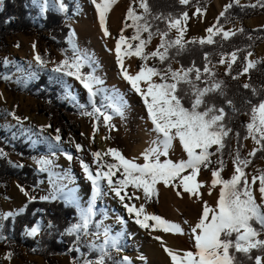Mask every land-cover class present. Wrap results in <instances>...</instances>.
I'll return each instance as SVG.
<instances>
[{
    "label": "snow or ice",
    "instance_id": "1",
    "mask_svg": "<svg viewBox=\"0 0 264 264\" xmlns=\"http://www.w3.org/2000/svg\"><path fill=\"white\" fill-rule=\"evenodd\" d=\"M4 0H0L3 4ZM33 6L39 9L41 15L49 12L50 9L64 13L69 12V6L65 0H32ZM99 18V25L104 37H110L107 21L109 13L117 0H90ZM178 3L187 6L190 0H178ZM264 8V0H257V4L241 5L240 0H234L224 7L219 14L221 19H227V14L233 6ZM138 12L134 7L127 10V19L124 21V28L119 34L115 43L116 62L120 69L122 79L130 85V90L142 100L146 109L148 120L151 122V132L154 137L149 141V147L142 153L144 163L136 162V158L127 159L117 149H108L106 152L95 151L91 153L92 164L79 159L84 178L90 182L91 199L81 201L72 189L67 185H60L52 180L53 176L71 180L69 172L60 174L52 171L54 160L42 157L36 160L40 172L49 174V183L52 185L47 195L37 198L27 191L23 186H17L19 191L27 198L28 203L41 201L63 200L73 206L77 213V221L65 229V233L73 236L78 243H83L91 251L98 253L97 259H83L73 261L72 264H132L128 256L116 259L112 252L120 253L124 248V234L117 232L112 234V229L101 220L96 222V217L104 215L99 212L98 202L111 198L115 200L126 212L128 219L123 216L118 217L121 225H126L129 220L138 225L141 229L152 232L162 231L173 235L187 236L191 243L189 250H177L167 245V242L159 235L153 238L158 240L163 251L170 257V264H244L245 261L251 264H264V171L259 176L252 175L251 182L245 173V168L251 163L248 159H241L240 152L235 153L234 171L230 178L224 179L221 173L224 171L223 150L226 146V138L233 133V128L226 122L227 113L223 107H217L210 97L214 95L226 96L224 91V81L216 79L217 73L213 71L209 53L204 55L203 70L197 67L195 62L191 66L185 67L181 64L179 68H173L178 57L188 51V45L199 44L211 45L215 43L214 37L221 36L223 40H229L236 32L224 31L216 25L206 29L207 38L193 39L185 42L184 36L187 30L186 24L189 20L187 11L181 15L164 13L154 14L149 0H139ZM196 12L201 13V8L197 7ZM131 21V23H128ZM165 25L163 29L159 24ZM132 28L134 30L131 38L124 35V30ZM175 30L178 34L172 38L171 32ZM244 30L241 28L240 32ZM147 37L144 38V34ZM159 37V44L155 51L146 52V48L152 40ZM251 39V37H249ZM69 49H65V58L56 63L55 67L48 68L52 63L45 60L38 53L34 56L36 66L39 71L46 72L50 81L64 86L66 95L76 102V96L71 94V85L66 78H72L79 82L86 90L88 106L77 105L83 110V114L100 123L103 117L104 126L113 127L111 121L114 116L124 118L129 107L125 96L118 90L106 88L105 81L96 74L97 61L94 57L83 52L78 44L70 39ZM19 45H17L18 47ZM35 45L33 48L35 49ZM70 51L71 55H67ZM109 51H112L111 49ZM252 53L248 52L247 56ZM125 57H137L142 62L139 71L130 74L125 67ZM158 61L163 67H157L155 63L149 65L148 61ZM237 52L233 51L230 57L221 54L220 64L227 62L226 75H232L233 65L237 63ZM7 67L11 61L4 58L0 61ZM258 62L249 60L243 65L238 75H232V79H239V76L247 74L256 67ZM88 68V72L82 71ZM39 75V72H30L28 79ZM4 80H9L8 75H3ZM243 88L249 89V84H244ZM253 95L257 97L255 103L247 100L249 111L243 114H250V122L242 127L246 130L244 140L251 138L259 148H254L249 152V156L255 157L257 152H264V97L256 89H252ZM99 98V106L97 103ZM187 101V104L185 103ZM227 104L232 108L233 113L237 109L231 100ZM17 124L23 125L24 121L15 112L7 113ZM11 127V126H9ZM51 125L43 126L39 133L32 129L28 132L31 135L41 137L39 141L47 146L48 155L54 157L57 152H61L67 161L72 162L74 157L70 152L63 150L60 129H55V135L45 136L43 133L51 128ZM95 127V126H94ZM98 130V129H97ZM31 138V137H29ZM235 138L240 140V133L235 132ZM93 141L95 131L93 132ZM108 139V137H105ZM182 147L186 158L173 161L170 153L174 150L176 142ZM216 146L215 151H210ZM77 152H83L84 146L77 143L74 145ZM7 153L0 148V158H7ZM110 156L116 163H108L104 157ZM213 156H219L216 161L219 169L211 171V186L208 195H212V190L219 187L216 206L212 207L206 201H202L201 189L205 187L203 182H198L197 177L202 168L208 169L213 161ZM163 158V159H162ZM15 167H23L15 164ZM119 173V175H117ZM258 183L259 200L254 195L253 186ZM42 183V181H41ZM163 184L176 190L177 196L189 194L192 197H199L202 201V212L198 222L189 225L187 231L178 223L169 222L158 215L149 214L146 211L145 203L152 197L158 196L157 185ZM131 189V191H130ZM27 208L25 204L21 209L13 212L9 211L0 215V221L8 220L10 217L19 216ZM154 222V223H150ZM188 224V221H184ZM51 228L52 225L48 224ZM41 231V224L36 223L34 227L25 228L28 236L35 237ZM87 238V239H86ZM102 243L96 241L101 240ZM79 251L77 247L75 249ZM253 250L258 253L252 256ZM237 254H242L241 259H237ZM11 253L5 259H11ZM141 260L146 262V258L141 256Z\"/></svg>",
    "mask_w": 264,
    "mask_h": 264
},
{
    "label": "rangeland",
    "instance_id": "2",
    "mask_svg": "<svg viewBox=\"0 0 264 264\" xmlns=\"http://www.w3.org/2000/svg\"><path fill=\"white\" fill-rule=\"evenodd\" d=\"M193 2H196V6L188 11L189 20L186 24L187 30L184 36L185 42L193 39H206L208 36L206 29L217 24V21L220 18L219 14L224 10V7L227 4L234 3V0H190L189 4ZM240 4H257V0H240ZM130 6L134 7L138 12L142 11L141 9H139V0H117V3L113 6V9L109 13L107 21L109 30L112 34L110 37L103 36V31L99 25L98 15L95 12L94 6L90 3V0H82L81 11L77 12L75 17H71L67 22V24H73L76 27V29H74L72 32L70 29V39L74 40L83 52L94 57V59L97 61L96 74L104 79V86L110 90H118L125 96V99L129 104V107L126 110L125 117L120 118L119 116H114L111 121V125L113 127L111 128V130H109V128L104 126L103 117H100V123L97 125L96 120L87 115L81 114L72 116L62 111H52L49 108V103H54L53 101L39 100L36 97L32 96L30 91L21 93L9 89L8 86H10V88L20 90H29L30 86H36L41 74H44L48 77L46 72L39 71L38 67L36 66L34 56L37 53L41 55L45 60H49L52 62L48 64L49 69L55 67L56 63H59L65 58V55H63L54 47L50 49L47 44L40 40L37 36L18 34L14 37L9 38L7 40V45L0 49V61H2L4 58H7L9 61H11V63L7 67L3 65L5 71L1 73L2 78L3 75H8L10 79L7 81L3 79L4 82L3 80H0V126L3 130L6 129L5 132L6 138L8 139L7 142H11L10 144L14 146L15 144H24L23 142L26 140L32 145V147L37 150L39 155L37 159L48 157L54 160V164L56 163V160L61 157L63 164V166H61L63 170L62 174H64L65 172H69L72 178L76 176L79 182L87 181L83 176L82 169L80 168L79 159L82 158L85 162H88L90 163V165L95 167L92 164L93 158L91 156V153L95 151L101 152V149L97 144V139L99 137H101V141L105 143L107 142L108 149H117L125 158H136L137 163H144L142 153L146 148L149 147V141L154 137L155 134L151 132L152 125L147 118L146 109L143 106L141 98L135 95L130 90V85H128L127 82L122 79L119 66L116 62L114 51L115 43L119 38L121 30L124 28V21L127 19V10ZM257 6H259V4H257ZM197 7L201 8L200 14L196 12ZM128 23H131V21H128ZM80 25H82V29H77V26ZM74 26L73 28H75ZM217 26L222 27L224 31L236 32V34L239 33L240 29H243L244 26L252 30L262 29L264 28V13L258 17L247 20L244 25L241 23H237L235 25L227 26H220L218 24ZM133 33L134 30L132 28L124 30V35L128 38H131ZM177 34L178 33L173 29L170 35L172 38H174ZM146 37L147 34L144 35V38ZM158 44L159 37H156L152 40L151 44L148 45V47L146 48V52L155 51ZM17 45L19 46L17 47ZM33 45L36 46L35 49L33 48ZM110 49L112 51H109ZM230 55H226L225 57H230ZM124 59L125 67L128 69L130 74H135L137 71H139V67L142 63L139 58L125 57ZM249 60L258 62L256 66L264 63V42L254 50L251 56L247 57V62ZM210 61L211 63L209 64V67L213 71H215L220 76L226 75L225 73L227 71V62L225 64H220V61L214 62L211 59ZM148 63L149 65L155 63L157 67H162V65H160L158 61L149 60ZM180 66L181 65L179 63L173 64V68H179ZM253 69H251L247 74L239 76V79L236 80L240 81L243 85L246 83L248 84L250 80V73ZM30 72H39V75L32 79H28L27 77ZM66 79L68 84L71 85V94L73 96H76L79 88L86 92V90L82 88L79 82L75 81L72 78ZM71 81H75L77 83V86L71 83ZM60 98L69 106H72L73 108L75 107L77 109L80 108L77 106L78 104L81 105L78 101L77 96L76 102L69 98L66 95V92L61 95ZM85 105L88 106V104ZM10 112H15L16 115L24 121L23 125H14L17 129L14 131L15 133H11V135L10 133H8V128L14 122L17 123V121H15L11 116L7 115V113ZM61 115L63 117V121L60 118ZM243 121L245 125L249 123L250 114H244ZM46 125H51L52 127L48 128L43 133V135L45 136L55 135L54 130L57 128L60 129V135L63 141L62 148L63 150L70 152L73 155L74 159L72 162L67 161V159L61 152H57L54 157H50L48 155V148L45 144L40 142L33 143V141H39L41 137H39L38 135H31L29 132H26L27 130L32 129L33 132L39 133V129ZM94 131L95 139L93 141L92 137ZM105 137H108V139H105ZM77 143L84 146L83 152H77L75 150L74 145ZM259 147L260 146L256 145L251 138L244 141V157L251 161V163L247 167L246 172V175L249 176V182H251L252 175L259 176L260 172L264 171V158L255 160V157H251L248 155L249 152L254 148ZM0 148L2 147L0 146ZM2 149L8 154L6 159L12 167L20 169L22 167H15L14 165L21 164L23 165V167L25 165H29L35 168L36 171L39 172L41 176H43L42 179L39 180L38 185L41 184L40 190H44V184H47L49 182V174L47 172L39 171V166L36 163L35 159L33 161H24L19 157L9 154L4 148ZM215 150L216 146H213L212 151ZM170 158L173 161H178L180 158H186V154L183 153L182 147L178 141L175 143L174 150L170 153ZM1 159L5 158H0V160ZM219 159V156L212 159L213 163L209 167V169L206 171H201V173L197 177L198 182H203L205 184V187L201 189V192L203 194L202 201H206L209 206L212 207L216 206L219 187L212 190L211 196L208 195L212 180L211 171L213 169H219V164L216 163V161H218ZM234 159L235 151L230 157L225 158V168L221 173L224 179L230 178V175L233 173ZM104 160L108 163L117 162L114 161L110 156L109 159L104 157ZM117 175H119V173ZM53 179L56 180V176H53L52 180ZM16 180L17 179H13L7 186H3L0 184V187L9 188L10 184H12ZM69 181L72 183L69 186V189H72L74 192L75 188H78L76 189V191L81 194V185L84 184L80 183L78 184V186H76L75 184H73L72 179ZM87 182L90 184L89 181ZM258 183L259 182L257 181V185L253 186V192L254 195L257 196L258 202H260ZM19 184H21L20 181ZM157 189L158 196L155 197V201H152V199L148 202L142 201L143 203H145L147 213L158 215L169 222L178 223L185 229V231L188 230L189 225L194 226L198 222V219L202 212V201L199 197H192L189 194H183L182 197L177 196L175 189L171 187H165L163 184L157 185ZM37 192L38 187L36 194ZM79 193L76 194L83 202V196H81ZM36 194L32 195L36 196ZM97 210L99 212L105 213L103 223L106 224V221L108 219V210L104 207H101ZM184 221H188V224H185ZM159 232L165 235H170V233L156 231V233ZM23 238H35L36 240L39 239L38 235L35 237H31L28 236L25 232L23 233ZM187 238L188 237L186 236V239L183 240L182 243L186 247H191V243ZM96 242L99 244L103 241L101 239ZM15 251H17V247L8 244L5 241V243L0 246V264H46V260L41 255H38L34 251H30L26 248H21V253L17 254L14 257H11V259H5V257L4 259L1 258L2 253L4 254V256H6L8 253ZM78 253L79 255L76 259H73L70 256H56L54 258V261L56 262V264H72L73 261L79 262L86 258V255L80 249ZM112 253L116 254V259H120L124 256V254H126V251L123 248L120 253H116L115 251H113Z\"/></svg>",
    "mask_w": 264,
    "mask_h": 264
},
{
    "label": "trees",
    "instance_id": "3",
    "mask_svg": "<svg viewBox=\"0 0 264 264\" xmlns=\"http://www.w3.org/2000/svg\"><path fill=\"white\" fill-rule=\"evenodd\" d=\"M65 2L69 6L67 15L50 9L48 13L40 16L39 9L33 6L32 0H4L3 4H0V49L7 45L9 38L18 34L27 36L34 35L45 42L50 49L54 47L65 55V49L70 48L67 42L70 28L66 26V22L71 17H75L77 12L81 11V5L76 0H65ZM149 3L154 14L164 13L165 15L173 14L177 16L181 15L184 11L188 12L196 6V2L183 6L178 3V0H149ZM263 13L264 8L260 6L255 8H242L234 4L233 8L227 14V19H218L219 25L227 26L237 23L244 25L247 20L258 17ZM156 23L159 24L161 29L165 27L159 21ZM243 30V32L237 33L229 40H223L220 36L215 37V43L211 45L206 44L201 46L198 43L195 45L189 44L188 51L176 58L177 63L188 67L194 61L196 66L203 70V66L206 63L203 57L206 53L210 54L209 59L214 62H219L221 54L226 56L235 51L238 53V60L233 66L232 75H238L243 65L247 63V53H253L264 42V28L252 30L244 26ZM67 55L70 56L71 52L68 51ZM4 71L5 68L0 63V80H3L1 73ZM82 71L88 72L89 69L84 68ZM232 75L220 76L217 74L216 79L224 81L226 96L214 95L210 97L217 107L224 108L227 113L225 120L234 130L226 138V146L223 150V161L225 158L230 157L234 151L236 153L237 150L240 152L241 159H245L243 153L245 140L243 137L246 135V130L242 127V125H245L243 113L249 111V105L246 104L247 100H252L253 103L257 100V97L253 95L252 89H256L260 97H264V63L257 65L251 71L248 82L250 85L249 89L243 88V84L240 81L232 79ZM8 87L15 92L26 93L30 91L31 95L39 100L53 101L54 103H49V108L52 111H62L72 116L84 115L81 108H73L60 98L65 93L64 87L50 81L44 74H41L36 86H30L29 90ZM227 100L233 102V106L237 109L235 114L227 104ZM97 103L99 106V98H97ZM185 103L187 104V101ZM88 111H91L90 106H88ZM60 118L63 121L62 115ZM235 132L240 133L239 141L235 138ZM7 141L6 132L0 126V146L9 154L19 157L24 161H33L34 156L38 155L37 152L29 149L27 144H15L12 146L10 144L11 142ZM215 157L217 156H213L211 159ZM261 158H264V152L258 151L255 160ZM208 169L202 168L201 171ZM246 172L247 168H245ZM42 177L35 168L29 165L17 169L12 167L7 159L0 160V184L3 186H7L13 179H17L24 188L35 195L38 182ZM155 197L151 198L152 201H155ZM77 216L76 209L62 200L40 201L37 199V202L28 203L27 208L19 216L10 217L8 220H5L1 227L2 233L7 238L6 242L17 247V251L11 252V257L21 253V248H26L41 255L46 260V264H56L54 261L56 256H70L76 259L79 253L75 249L78 247L86 255L87 259H97V252L91 251L82 242L78 243L73 236L65 233V229L77 221ZM41 218H44L47 224H51L52 227H47L38 240L33 238L24 239L23 233L25 232V228L34 227ZM101 220H104V215L97 216L96 222H100ZM260 238L264 239V235ZM257 254L256 250H253L252 256L255 257ZM112 256L116 257V254L112 253ZM241 257L242 254H237V259H241ZM244 264H251V262L245 261Z\"/></svg>",
    "mask_w": 264,
    "mask_h": 264
},
{
    "label": "bare ground",
    "instance_id": "4",
    "mask_svg": "<svg viewBox=\"0 0 264 264\" xmlns=\"http://www.w3.org/2000/svg\"><path fill=\"white\" fill-rule=\"evenodd\" d=\"M71 83L77 86L75 81H71ZM76 96L81 105L88 104L87 94L81 88L78 89ZM97 144L101 149V152H106L108 150L107 142L105 143L101 141V137L97 139ZM105 158L109 159V156ZM72 182L76 186H78L80 183L84 184L81 185V194L76 191L78 188H75L74 194L76 196H78L76 193H79L81 196H83V201L91 199L90 184L87 181L79 182L77 177L74 176L72 178ZM101 207H104L108 210V219L105 225L111 227L112 234L115 235L117 232H123L124 250L126 251L124 256H128L132 261V264H145V261L140 259L141 256L146 258L147 264H170V257H168L163 251L160 242L153 238L157 235L161 236L167 242L169 247L177 250L190 249V247H186L182 243L183 240L186 239V236L173 234L165 235L161 232H152L150 229H141L138 225H135L130 220L126 225H121L119 223L118 217L123 216L125 219H128L127 214L121 208L119 203H117L115 200H112L111 198L99 201L98 209Z\"/></svg>",
    "mask_w": 264,
    "mask_h": 264
},
{
    "label": "crops",
    "instance_id": "5",
    "mask_svg": "<svg viewBox=\"0 0 264 264\" xmlns=\"http://www.w3.org/2000/svg\"><path fill=\"white\" fill-rule=\"evenodd\" d=\"M80 5H81V1L82 0H76ZM70 20V19H69ZM68 20V21H69ZM67 21V22H68ZM66 22V26L69 27L71 29V32L76 29V27L73 25V24H67ZM75 28H73V26ZM77 29H82V25L80 26H77ZM69 40H70V36L69 38L67 39V42L69 43ZM15 124H17L16 122H14L13 124H11V127H9L8 129V133H15L14 131L17 129L16 126H14ZM6 131V129L4 130ZM26 131V130H25ZM28 132V130L26 131ZM24 144H27L29 146V149H31L33 152H37V150L32 147V145L27 142L26 140L23 142ZM38 153V152H37ZM39 157L38 156H34V159L35 161L37 160V158ZM55 166L53 167L52 171L55 172V173H58L60 174V176L62 177L63 174H62V167L63 164H62V158L59 157L58 160H56V163L54 164ZM61 168V170H60ZM39 174V172H38ZM40 175V174H39ZM54 182H58L60 185H67V188H69V186L72 184L68 179H62V178H58L56 177V180L53 179ZM21 186V184H19V181L16 180L14 181L12 184H10V187L9 188H3V187H0V200H1V203H0V215L2 214H5L9 211H17L19 209H21L25 204H28L27 202V198L23 196V194L19 191L18 187L17 186ZM51 187L52 185L48 182L47 184H44V190H40L41 188V184L38 185V192L36 194V197L39 198L41 196H45L48 194V192L51 190ZM27 190V189H26ZM28 191V190H27ZM29 193L32 195V193L29 191ZM39 200V199H38ZM41 201V200H40ZM63 201V200H62ZM67 204V203H66ZM70 205V204H68ZM22 213V212H21ZM5 220L3 221H0V246H2L5 241H6V237L5 235L2 233V230H1V227H2V224ZM38 223L41 224V231L40 233L38 234V237H40V235L44 232V230L48 227V224L47 222L45 221L44 218H41ZM26 233V232H25ZM32 239V238H31ZM35 239V238H33ZM4 254L2 253L1 254V258L4 259Z\"/></svg>",
    "mask_w": 264,
    "mask_h": 264
},
{
    "label": "built area",
    "instance_id": "6",
    "mask_svg": "<svg viewBox=\"0 0 264 264\" xmlns=\"http://www.w3.org/2000/svg\"><path fill=\"white\" fill-rule=\"evenodd\" d=\"M40 16H43V15L40 14Z\"/></svg>",
    "mask_w": 264,
    "mask_h": 264
}]
</instances>
